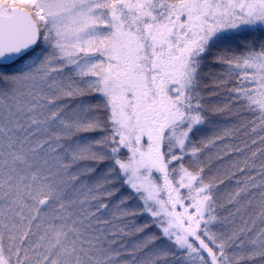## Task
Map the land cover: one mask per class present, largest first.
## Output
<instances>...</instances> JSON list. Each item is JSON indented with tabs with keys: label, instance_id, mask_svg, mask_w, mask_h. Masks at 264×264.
Segmentation results:
<instances>
[{
	"label": "snow or ice",
	"instance_id": "1",
	"mask_svg": "<svg viewBox=\"0 0 264 264\" xmlns=\"http://www.w3.org/2000/svg\"><path fill=\"white\" fill-rule=\"evenodd\" d=\"M0 264H264V0H0Z\"/></svg>",
	"mask_w": 264,
	"mask_h": 264
}]
</instances>
